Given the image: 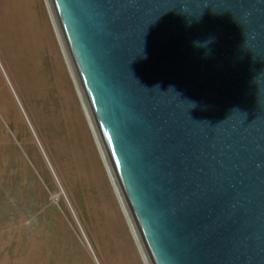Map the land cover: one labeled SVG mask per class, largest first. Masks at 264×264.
Returning a JSON list of instances; mask_svg holds the SVG:
<instances>
[{
	"label": "water",
	"instance_id": "water-1",
	"mask_svg": "<svg viewBox=\"0 0 264 264\" xmlns=\"http://www.w3.org/2000/svg\"><path fill=\"white\" fill-rule=\"evenodd\" d=\"M146 264H264V0H46Z\"/></svg>",
	"mask_w": 264,
	"mask_h": 264
},
{
	"label": "rangeland",
	"instance_id": "rangeland-1",
	"mask_svg": "<svg viewBox=\"0 0 264 264\" xmlns=\"http://www.w3.org/2000/svg\"><path fill=\"white\" fill-rule=\"evenodd\" d=\"M0 264H146L46 0H0Z\"/></svg>",
	"mask_w": 264,
	"mask_h": 264
}]
</instances>
